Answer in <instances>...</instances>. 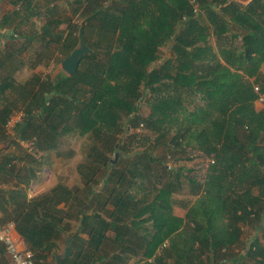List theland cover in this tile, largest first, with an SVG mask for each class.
<instances>
[{"label": "trees", "instance_id": "trees-1", "mask_svg": "<svg viewBox=\"0 0 264 264\" xmlns=\"http://www.w3.org/2000/svg\"><path fill=\"white\" fill-rule=\"evenodd\" d=\"M57 1L7 0L24 13L0 19V142L19 106L15 139L43 155L61 137H87L92 159L76 166L81 186L58 182L28 198L41 162L0 155V227L13 223L35 264H54L67 238L72 253L61 264H264V106L254 108L255 86L264 97V0H86L92 54L71 77L17 84L14 71L2 72L18 63L2 36L39 17L41 3L46 21L25 40L59 45L62 60L77 44L79 26L62 41L55 32ZM126 129L144 131L148 144L120 153L124 139L137 141ZM194 156L206 162L200 179L177 165ZM184 188L194 200L180 204L179 218L173 195ZM244 228L255 233L247 248ZM5 255L0 244V264Z\"/></svg>", "mask_w": 264, "mask_h": 264}, {"label": "rangeland", "instance_id": "rangeland-1", "mask_svg": "<svg viewBox=\"0 0 264 264\" xmlns=\"http://www.w3.org/2000/svg\"><path fill=\"white\" fill-rule=\"evenodd\" d=\"M240 1V0H238ZM246 1V0H245ZM243 1V3H246ZM248 1V0H247ZM241 2V1H240ZM56 8H55V15L53 16L56 19H59L62 21L61 25H59L56 29V33L59 36V40H63L66 36L71 35V32L75 31V28L78 27L81 23L84 24V19L82 16V11L85 7H87V1H81L80 5L76 4L75 0H60L55 2ZM41 15L37 18H32L28 22H23V24L20 27H17L14 29V35L13 39L14 41L8 42V40L1 42V50L3 52H10L17 50L18 52H23V62L24 65L13 74V78L16 83H23L26 80L30 79L33 74L39 75L40 78H53L56 73L60 72L59 64L62 61L63 55L61 54V50L59 45L54 44L53 47H51V50L54 52L53 58L48 61L50 54L48 53V49H44L42 45H39L35 41L28 42L26 44L24 42V46L22 47V41L23 39H26L27 37L33 36L40 32L41 27L46 21L45 17V10L47 9L46 3H41ZM16 11V9L8 4L7 0H0V18L3 15L11 14L12 12ZM21 12L23 15V11H16ZM21 18H16V21H19ZM86 39L85 44L89 49H93V43L96 40V35L93 34L91 37L88 36V31L86 32ZM41 55L40 59L36 55ZM162 57L168 56L169 53L166 48L162 49L161 51ZM41 62V65H39L36 68H32L31 66L34 63ZM1 108V106H0ZM20 112V107L18 106L14 113L11 115V117L15 118L17 114ZM140 114L142 116H145L148 112V107L145 104H142V107L140 108ZM122 128H124V124L120 125ZM123 130V129H122ZM124 136L126 135H133L136 134L137 141H131L128 143V140L124 139L123 143L125 142V146L127 149L126 151L120 150V153L131 155L134 152L140 151L142 148L146 146L147 139L150 140V137L146 136V133L144 131H141L140 129L133 130H125L123 132ZM5 135L7 139L3 142H6L7 145L5 148L0 149V155L3 154H10L14 150V152L18 151L19 156H22V154L27 153L28 148H32V141H24L19 142L17 139H15L12 135L6 132ZM126 140V141H125ZM0 142V143H3ZM90 139L87 137H68L64 136L60 138L59 141V148L57 151H50L48 153H45L41 155L40 152L36 153V157L34 159L37 162H41L39 165V171H40V178L45 179L46 182H53L55 181L66 184L68 187H75V186H81V179L76 171L77 165H84L89 164V161L92 159L91 154L89 152L90 149ZM128 151V152H127ZM26 152V153H25ZM56 152H64V154H67V158L62 159L60 156L57 155ZM28 154V153H27ZM154 154L157 156H162V153L159 151H155ZM12 156V155H11ZM118 158V155H110V159ZM167 164L172 165L169 160L166 159ZM178 166H185L187 168L192 169V176H196L198 179L202 177V174L206 167V162L204 159L194 156L192 161H183L179 162L177 164ZM101 185L97 186V190H101ZM192 199L190 196L186 194V188L183 189V191L180 193H176L173 195V199L176 202V205L173 207V212L176 211V209L182 210L181 206L178 204L179 201L180 204L183 202V200ZM74 225V223L72 224ZM254 237L255 233L250 230L244 228V233L242 239L245 241V247H248V240L250 237ZM263 242V241H262ZM64 247V246H62ZM2 264H6L5 260L1 262ZM9 263V262H8Z\"/></svg>", "mask_w": 264, "mask_h": 264}, {"label": "crops", "instance_id": "crops-1", "mask_svg": "<svg viewBox=\"0 0 264 264\" xmlns=\"http://www.w3.org/2000/svg\"><path fill=\"white\" fill-rule=\"evenodd\" d=\"M235 1H238V0H235ZM249 1V0H248ZM247 0L245 1L246 3L248 2ZM239 2V1H238ZM241 3H243V2H241ZM243 4H245V3H243ZM1 19V18H0ZM7 34H9L10 32L9 31H7L6 32ZM15 36V35H14ZM5 40H8V42H12V41H14V39H13V37H12V39H4V35L2 36V40H1V42L2 41H5ZM24 42L26 43V44H28V41L27 40H25V39H23V41H22V44H21V46L22 47H25L23 44H24ZM31 43V42H30ZM44 48V47H43ZM22 53L23 52H15V57H16V59L18 60V63H13V64H7L3 69H2V72H11V71H14V73H16L23 65H24V62H23V56H22ZM48 53L50 54V56H49V59H48V61H50L52 58H53V56H54V52H53V50H51V51H48ZM36 56H38V58L40 59V57H41V55H36ZM21 62V63H20ZM39 65H41V62L39 63V62H37V63H34L31 67L32 68H36V67H38ZM15 68V69H14ZM13 73V74H14ZM34 75H37V74H33V76ZM33 76H31V78L33 77ZM37 76H39V75H37ZM12 77H13V75H12ZM30 78V79H31ZM259 78H260V80H264V65H262L261 67H260V70H259ZM29 80V79H28ZM28 80H26V81H28ZM25 81V82H26ZM250 81H253V79H251ZM25 82H23V83H25ZM23 83H21V84H23ZM17 84H19V83H17ZM263 104H261L260 102H258V101H255L254 102V108H255V110H261L262 108H263ZM9 152H12V153H14V150H12V151H9ZM11 153V154H12ZM58 183V182H57ZM55 181H53V182H46L45 181V179H42L41 180V178H40V171H38V175H37V179L31 184V186H30V188L28 189V191H27V196H28V198H34V197H37V196H39V195H41V194H43V193H45V192H47L48 190H50L51 188H53L54 187V185H56L57 184ZM192 200H194L193 198L192 199H187V198H185L184 200H183V202H187V201H192ZM182 201V200H181ZM181 201H179V205H180V202ZM62 206V205H61ZM60 206V207H61ZM181 206V208H182V210H179V209H176V211H174V215L175 216H177V217H179V218H183L184 217V215H185V212H186V209L184 208V207H182L183 205H180ZM9 224V223H8ZM73 224V223H72ZM7 224H5L4 226H6ZM4 226H2V227H0V229L1 228H3ZM247 230H248V228H246ZM12 236H13V238L15 239V241H16V243H17V245H18V247L20 248V249H27V245H26V242H25V240L23 239V238H21L20 237V235L17 233V231L15 230V227L13 226V230H12ZM81 238H83V239H86V237L84 236V235H79ZM250 238H252V236L250 237ZM64 248H65V245H64ZM64 248L62 247V250H60V251H63L64 250ZM5 262H6V264H10V261H9V259H8V257H7V255H5ZM137 258H133V259H131L130 260V262H129V264H135L136 262H137ZM9 262V263H8ZM2 264V263H1Z\"/></svg>", "mask_w": 264, "mask_h": 264}, {"label": "built area", "instance_id": "built-area-1", "mask_svg": "<svg viewBox=\"0 0 264 264\" xmlns=\"http://www.w3.org/2000/svg\"><path fill=\"white\" fill-rule=\"evenodd\" d=\"M254 91L258 94V98L256 101L264 104V97L259 93V89L257 86L254 87ZM14 117V116H13ZM10 117L5 125V130L7 133L14 137L15 127L22 121L23 113L20 112L15 116V118ZM19 141V140H18ZM24 142V141H19ZM33 142V141H32ZM27 153L36 157V153H38L33 148L27 149ZM209 164L213 163L212 159L207 160ZM13 223H9L3 228L0 229V244L4 247L5 254L7 255L10 264H35L33 259V253L28 249H20L12 236ZM163 245L162 247H164Z\"/></svg>", "mask_w": 264, "mask_h": 264}, {"label": "water", "instance_id": "water-1", "mask_svg": "<svg viewBox=\"0 0 264 264\" xmlns=\"http://www.w3.org/2000/svg\"><path fill=\"white\" fill-rule=\"evenodd\" d=\"M251 1V0H249ZM82 23L79 25V29L77 31V44L73 48V50L69 53V55L63 59L59 64L60 71L68 76H73L78 69V66L81 60L88 55L92 54V50L87 47L85 44L83 35H82ZM7 145L6 142L0 143V149L5 148ZM71 238H67L65 240V248L63 251H57L54 256V264H61L63 258H69L71 256Z\"/></svg>", "mask_w": 264, "mask_h": 264}]
</instances>
